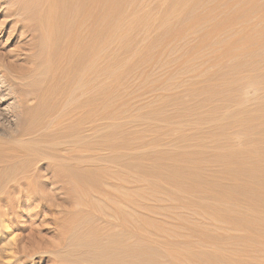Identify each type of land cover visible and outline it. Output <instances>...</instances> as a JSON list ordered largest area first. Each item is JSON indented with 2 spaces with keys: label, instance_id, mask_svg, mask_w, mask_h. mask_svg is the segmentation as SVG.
Masks as SVG:
<instances>
[{
  "label": "bare ground",
  "instance_id": "6f19581e",
  "mask_svg": "<svg viewBox=\"0 0 264 264\" xmlns=\"http://www.w3.org/2000/svg\"><path fill=\"white\" fill-rule=\"evenodd\" d=\"M6 2L0 228L29 197L76 215L54 264H264V0Z\"/></svg>",
  "mask_w": 264,
  "mask_h": 264
},
{
  "label": "rangeland",
  "instance_id": "374dc122",
  "mask_svg": "<svg viewBox=\"0 0 264 264\" xmlns=\"http://www.w3.org/2000/svg\"><path fill=\"white\" fill-rule=\"evenodd\" d=\"M8 6H7L6 0H0V62L3 63L4 65L12 66L14 68L16 67V69H20V68H17V66H19V67L21 66L22 68L20 70H25V68L28 66L26 68V70H27L30 67V64H29L30 61L26 60L27 55H28V51H29V48H27V47H28V44L30 43V41L32 39L30 38V36L28 34L23 33L13 23V17L14 16L11 13L12 10H10V8H9L10 6L9 7ZM233 13H238V11L234 10L232 12V14ZM12 67L11 68L8 67L6 72L2 68L0 70V72L2 71V73H0V75H1L0 76V93L2 92V90L4 91L5 88H6L5 90H8V88L11 89V85L13 83H14V86L16 84H18V81L14 80V79H16L15 73L17 74L18 71L12 69ZM23 67H25V68L23 69ZM8 72L9 73L12 72V73L9 74ZM5 74L7 75L6 78L4 76ZM9 75L12 76L14 81L9 78ZM7 78L9 81H7ZM129 81H131V79H129ZM4 82H8V83L10 82V83L9 84L6 83V85H5ZM4 85L7 87H5ZM5 103L3 105H5ZM47 188L50 189V192H52L53 190H56V193H57V194L55 193L56 195L60 194V193H58L59 191H57L58 189L55 185H48ZM53 192H55V191H53ZM20 200L18 203H16L17 201L15 203H13L11 205V207L8 209L7 214H9V225L11 226V228H10V226H8L10 229H8V228L1 229L0 228V264H16L15 261L19 260L22 257L25 259L27 258L26 259L27 261L25 260V262H27V263L22 261L23 258L20 259L23 264L24 263L25 264H54L55 263V255H53L51 252L55 251V249L58 248V246L62 243L64 236H65L64 232H63L64 234L63 233L61 234L62 231H60V230H62V228H60V227H62L64 225V223L70 222L71 221L70 218L71 217L75 218L76 215L74 216L73 214H71V216H70V214H68L69 217L67 216V218H65V220L66 219H68V220L70 219V220L65 221L64 219L62 220L60 218L61 216L60 217H53V215L56 216V214L54 213L56 211L55 207H52L53 210L55 209V211L53 212L54 214H52V211H53L52 209H49L50 211L48 209H45L43 207L42 203H40V202L38 203V201H34L29 197H24ZM23 200H25V201H23ZM22 201H23V203L25 202L24 203L25 205L22 203ZM27 201H28V203H27ZM29 201H30V203H29ZM40 204H42V205H40ZM35 205L38 206L40 209L37 208ZM34 210H36V211H34ZM28 211L30 212L32 217L30 216ZM31 211H33V212H31ZM38 213H39V215H38ZM14 216L16 218H14ZM34 217H35V219H34ZM26 220L27 221L30 220V221L26 222ZM72 220H74V219H72ZM11 223H13V225ZM72 223H73V221H71V223H68V224H72ZM28 224L30 226H33L31 228L34 230H31V228ZM27 225H28V227H27ZM61 237H63V238H61ZM55 244H56V246H55ZM44 250H47V252L46 251L44 252ZM14 252H16V253H14ZM26 254H27V257H26ZM14 257H16V259ZM18 257H20V258H18ZM3 259H4V261H3Z\"/></svg>",
  "mask_w": 264,
  "mask_h": 264
}]
</instances>
